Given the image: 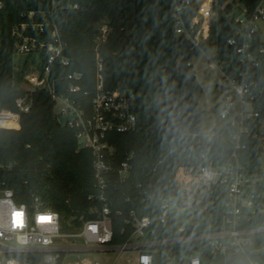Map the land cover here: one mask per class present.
<instances>
[{"label":"trees","instance_id":"1","mask_svg":"<svg viewBox=\"0 0 264 264\" xmlns=\"http://www.w3.org/2000/svg\"><path fill=\"white\" fill-rule=\"evenodd\" d=\"M260 1L215 0V35L203 47L213 49L217 60H228L235 51L227 42L234 35L231 13L241 5L251 15ZM0 4V110H16V99L29 88L24 79L28 64L16 68V39L11 33L16 24L27 20L30 11L45 14L67 43L64 55L71 63H56L53 77L80 72L83 80L79 85L92 95L97 86V64L95 27L90 28L89 23L95 13L108 20L111 32L99 46L104 59V89L133 91L137 118L134 130L108 136L114 149V166L127 155H134L129 179L110 183L115 209L154 215L160 198L175 191L179 167L223 164L229 158L231 144L223 134L212 141L200 138L206 111L198 101L202 87L193 66L188 65L200 52L190 50L176 38L173 0H0ZM256 41L257 45L262 43L259 37ZM259 60L255 75L264 85V55ZM32 97V109L21 114L20 128L0 130V190H12L17 203L32 205L39 198L43 208L61 215L64 230L77 229L82 225L81 217L95 219L91 211L101 206L92 151L79 146L74 129L61 125L55 101L45 89L36 90ZM260 101L258 109L264 121V96ZM247 155L248 171L260 172L262 153L257 142L252 143ZM223 199L221 190L215 189L200 216L183 232L170 222L157 228V235L191 237L217 230L222 222ZM250 225H264V218ZM122 227L121 220L113 222L116 245L131 235V228L122 233ZM253 239L259 251L248 255H212L208 240H191L164 246L160 250L170 251L169 255L159 252L157 256L162 262L171 258L180 264L182 254L199 255L204 264H248L249 260L264 264V235ZM26 257L31 264H43L40 254Z\"/></svg>","mask_w":264,"mask_h":264},{"label":"built area","instance_id":"2","mask_svg":"<svg viewBox=\"0 0 264 264\" xmlns=\"http://www.w3.org/2000/svg\"><path fill=\"white\" fill-rule=\"evenodd\" d=\"M242 9L234 19L235 9L231 13L234 35L227 42L234 47V54L221 61L216 59L213 49L203 47L212 42L209 29L217 17L215 0H173L176 38L184 35L192 43L190 50L209 53L206 56L209 67L220 71V82L215 81V84L223 98V107L215 112L217 130H214L215 136L219 133L225 136L231 144V152L223 164L208 162L197 168L179 167L175 174V191L166 192L160 198L154 215L143 216L135 209L128 213L115 209L109 195L112 180L124 183L131 176L134 155H127L114 166V149L108 136L134 130L137 118L133 91L104 89V59L99 46L111 32L108 22L94 26L97 86L93 95L79 85L83 80L80 72L53 77L56 63L69 66L71 62L64 55L67 43L45 14L30 11L25 22L13 27L11 34L16 39V52L41 56L37 68L26 75L29 88L16 99V110H0V130L18 129L21 114L32 109L33 92L45 89L55 101L59 120L70 116L66 125L76 131L79 146L92 151L97 199L101 206L91 211L96 214L95 219L81 217L79 228L64 230L61 215L43 208L39 198L36 197L32 205L17 203L12 190H0V264H31L26 257L29 254H40L43 264H180L171 258L162 262L157 254L169 255L170 251L160 249L191 240H208L212 255L237 256L259 251L253 238L264 235V225L250 224L264 218V170L249 172L247 154L252 143L257 142L264 157V121L258 109L264 85L255 75L261 65L259 56L264 55L259 26V22L264 21V0L251 15H247L244 7ZM258 37L262 40L260 45H257ZM188 65L191 66L192 61ZM229 66L232 72L228 71ZM215 189H220L224 197L222 222L217 230L191 237L157 235V228L170 222L175 223L177 231L183 232L200 216ZM117 220L123 223L122 233L126 228L132 229L129 238L120 245L114 244L113 222ZM113 251H118V257L120 253L136 255L121 256L112 262H99L89 256L93 252ZM180 259L182 264H204L199 255L182 254ZM248 264L260 263L249 260Z\"/></svg>","mask_w":264,"mask_h":264},{"label":"rangeland","instance_id":"3","mask_svg":"<svg viewBox=\"0 0 264 264\" xmlns=\"http://www.w3.org/2000/svg\"><path fill=\"white\" fill-rule=\"evenodd\" d=\"M108 20L106 18L100 17L99 22ZM259 26L262 29L261 31V39L264 40V21L259 22ZM215 24L210 26L209 32L212 37L215 35ZM209 53L205 54H197L193 57V70L195 72L196 78L199 84L202 87L201 95L198 97V101L201 107L206 111L203 125V134L200 138L204 141H212L215 137L214 127L217 122V118L215 116V112L217 109H221L223 107V98L219 92V87L215 84V81L220 82V71L217 69H212L209 67V63L207 62V57ZM28 64V71H31L40 63V57L37 54H21L17 53L15 56V66L16 68H20L25 64ZM205 64V69L202 65ZM26 79V76L25 78ZM26 81V80H25ZM27 83V82H26ZM25 86V83H24ZM217 103L219 104L217 108ZM261 168L264 170V157L261 159ZM136 253H129L127 255L123 254L124 258L134 257ZM92 259L97 260L99 262H112L114 260L120 259L122 253L119 254L118 251H113L110 253L103 252H93L89 255ZM122 256V257H123ZM118 257V258H117Z\"/></svg>","mask_w":264,"mask_h":264},{"label":"water","instance_id":"4","mask_svg":"<svg viewBox=\"0 0 264 264\" xmlns=\"http://www.w3.org/2000/svg\"><path fill=\"white\" fill-rule=\"evenodd\" d=\"M242 10H243L242 7L240 5H238L235 8V12L232 15V19H234L237 16H239L242 13ZM100 17H101V14L100 13H95L94 16L92 17V19L90 20L89 27L90 28L94 27L99 22ZM40 18H42V16H40ZM131 34H132V32H131ZM178 41L179 42H183L189 48L192 46V43L184 35H181L178 38ZM228 71L229 72H232V67L231 66L228 67ZM70 118H71L70 116L60 118L61 125L65 126L67 124V122L69 121Z\"/></svg>","mask_w":264,"mask_h":264},{"label":"crops","instance_id":"5","mask_svg":"<svg viewBox=\"0 0 264 264\" xmlns=\"http://www.w3.org/2000/svg\"><path fill=\"white\" fill-rule=\"evenodd\" d=\"M192 65H193V63H192ZM202 67L204 68V67H205V64H203ZM204 69H205V68H204ZM19 128H20V126H18V129H19Z\"/></svg>","mask_w":264,"mask_h":264},{"label":"snow or ice","instance_id":"6","mask_svg":"<svg viewBox=\"0 0 264 264\" xmlns=\"http://www.w3.org/2000/svg\"><path fill=\"white\" fill-rule=\"evenodd\" d=\"M49 220H50V218H49Z\"/></svg>","mask_w":264,"mask_h":264}]
</instances>
